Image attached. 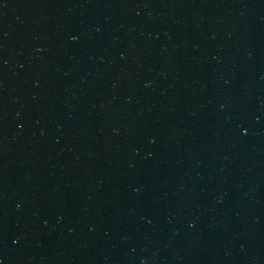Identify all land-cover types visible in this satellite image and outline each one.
Listing matches in <instances>:
<instances>
[{"label": "water", "instance_id": "water-1", "mask_svg": "<svg viewBox=\"0 0 264 264\" xmlns=\"http://www.w3.org/2000/svg\"><path fill=\"white\" fill-rule=\"evenodd\" d=\"M0 264H264V0H0Z\"/></svg>", "mask_w": 264, "mask_h": 264}]
</instances>
